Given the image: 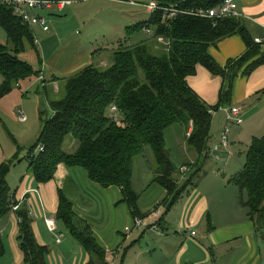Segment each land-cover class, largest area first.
<instances>
[{"label":"trees","instance_id":"1","mask_svg":"<svg viewBox=\"0 0 264 264\" xmlns=\"http://www.w3.org/2000/svg\"><path fill=\"white\" fill-rule=\"evenodd\" d=\"M131 1H154L160 6L181 11L212 9L224 2ZM0 28L10 44V48L0 44V100L21 82L38 80L51 113L49 118L43 119L45 111L39 112L40 132L27 148L25 174L35 186H42L53 181L60 165L66 169H80L90 182L101 188L119 189L120 203L127 207L132 218L139 219L149 214L144 216L138 209L140 195L132 186L134 161L148 148L155 166L151 183L165 193L164 200L154 210L164 207L167 214L188 187L193 186V180L211 152L208 147L212 123L210 112L215 113L220 106L230 103L233 82L243 67V74L247 76L264 65V54L249 38L239 19L228 18L216 23L190 15L165 19L162 12H155L149 14L145 22L125 29L126 38L136 34L143 37L133 46H126L125 38L104 70L99 69L100 62L95 63L97 65L92 63L71 77L44 79L43 63L32 30L10 8L1 5ZM147 29L153 33L151 36L144 33ZM233 35L242 38L246 52L220 67L210 56L209 48ZM159 38L164 42L159 43ZM27 48L34 52L39 70L21 58ZM198 66L221 80L218 102L213 107L202 102L187 84V79L195 75ZM54 83L57 84L56 91ZM60 92L63 94L61 98L53 97ZM111 107L116 113L110 112ZM175 124L187 127L186 135L188 132L190 135L186 136V146L196 154L193 163L188 162L176 169L164 153V133ZM20 151L17 147L11 160L0 164V223L10 215L15 216L22 263L45 264L47 247L36 241L32 213L24 203L25 195L29 193L18 199L19 186L12 192L7 182L12 162L17 161ZM182 168L185 172H181ZM21 181L22 178L19 183ZM229 183L238 189L240 203L247 211L257 238L264 243V135L251 140L242 170L231 177ZM243 194L246 195L245 201L242 200ZM54 218L72 239L80 243L88 255V264H108L105 250L97 244L87 223L75 215L72 204L60 190H57ZM162 221L163 214L156 225L160 227ZM4 254L0 231V259Z\"/></svg>","mask_w":264,"mask_h":264},{"label":"rangeland","instance_id":"2","mask_svg":"<svg viewBox=\"0 0 264 264\" xmlns=\"http://www.w3.org/2000/svg\"><path fill=\"white\" fill-rule=\"evenodd\" d=\"M41 15L47 21L49 27L48 34L53 35V33H55L56 37L61 40V46L65 44V40L73 42L81 40L84 43V49H88L91 52V56L94 57V64H99V62L103 61L108 65L111 64L112 54L120 48L119 45L124 43L127 37L125 29L138 23L145 22L149 18V14L142 7H134L123 1L108 0H73V4L66 7V9L61 12L52 9L44 11ZM142 37V34L130 36L126 38L124 44L126 46H133L138 40L142 39ZM34 41L41 60L45 62V54H43L42 51V40L37 39L36 42L34 39ZM0 44L10 48L6 34L1 28ZM21 58L28 62L33 69H40L36 63L34 52L31 49L27 48L25 54L22 55ZM105 68L106 67H99V69L103 70ZM46 78H49L47 73ZM1 84L2 77L0 76V85ZM58 85L61 87L62 84L59 83ZM19 86L20 87H15L9 95L0 100V164L11 160V157L17 153V147L21 149L17 154V161L12 162L7 176V182L12 192L18 186L20 178L26 173L27 162L25 158L27 148L35 142L40 132L41 121L39 112L45 111L46 115L42 116L43 119L51 116L47 107V99L44 98L39 89L40 81L33 79L25 83L21 82ZM62 96L63 94L60 92L53 97L61 98ZM19 113L27 118L25 123L18 122L17 116ZM217 116V121L212 120L211 123L209 145L212 151L209 152L201 170L193 180V186L188 187L182 200L173 206L167 214H165L164 207L159 208V211L163 214V221L160 227L145 228V232L140 236L137 235L140 234L137 231L129 232L128 236L131 237V239H128L119 250L118 264L123 260V256L125 257L126 253H128L129 258H142V264H169L172 260H176L177 251L181 249L182 246L188 244L193 247L189 240H184L181 236V234L185 236L187 231L183 233L180 228V224L183 220L184 223H186L185 215L186 211H188V202L186 201L193 197V195H191L192 192L197 194L199 190V194H202L207 200L209 211L213 209L233 210L232 213L237 211L239 215L241 214V218H246L245 214L247 211L240 203L241 196L239 191L235 186L229 183V180L243 168L249 146L248 143L250 144L249 138L246 137V134L239 133L237 134L239 139L233 141L231 134H234L232 132L235 125L231 123H225L219 134L220 128L218 129V125L222 120L223 114L218 113ZM224 128L228 129L227 138L229 148L221 149L219 152L220 157H215L213 155L214 147L219 144L220 136ZM186 130L187 127L184 125L175 124L165 131L168 132L166 133L165 151L169 154L172 164L177 168H179L182 163H186V159L189 158L188 153L185 152L188 148L186 146ZM172 132H174L175 136L173 139H171L170 136L169 139V134ZM231 147L233 149H231ZM64 151L68 152L66 148H64ZM192 154L195 155L194 152ZM228 154L232 156L229 159H227ZM154 167L152 155L148 148H145L143 154L134 161L132 175L133 189L140 195L138 200L139 209L146 210L155 200H159L162 197L163 190L151 183L154 177ZM81 172L83 173V171ZM112 188L113 189L108 191L111 197L117 195V189L114 187ZM195 190H197V192ZM215 193L219 197L218 201H214L212 198ZM242 200H246L245 194H243ZM158 204L159 203L156 202L155 206ZM154 207L148 209L149 212H154ZM99 210L100 209H98V211ZM105 215L106 212L104 211V216ZM52 218L54 217L52 216ZM132 225L133 222L131 220L126 227L131 228ZM56 226L57 231L51 235L39 225L40 232L42 233L40 237L44 243L42 246H46L48 251L45 256V264H88V256L80 243L72 239L67 232L63 230L61 225L56 223ZM183 227H185L184 230L187 228L186 226ZM203 228H205V225ZM1 229L2 227L0 226V230ZM190 230L198 233L191 242L195 244L194 246L199 255H205V253H207L204 249L205 245L199 240L201 235H203L198 232V230L200 231V226L190 228ZM189 234L190 232L188 235ZM53 236L55 238L61 236V241H67L72 253L68 256H63ZM34 237L37 240V234H34ZM165 237H171L172 239L166 240ZM12 238L13 237L10 236L8 238L5 235L2 236V240L5 244V254L0 259V264H18L20 256L18 249L19 241H17V237ZM129 240H131V242ZM262 250L264 251L263 244ZM129 260L130 259H128V263L130 262ZM20 264H22V260H20Z\"/></svg>","mask_w":264,"mask_h":264},{"label":"crops","instance_id":"3","mask_svg":"<svg viewBox=\"0 0 264 264\" xmlns=\"http://www.w3.org/2000/svg\"><path fill=\"white\" fill-rule=\"evenodd\" d=\"M236 4L241 15L238 18L240 23L253 42L256 39L263 41V44L257 45L260 53L264 54V0H236ZM43 12L41 13L43 14ZM31 30L36 41L37 39L42 40V51L45 54V62L42 61L44 79L46 78V73L49 79L52 77L68 78L92 65L93 57L91 56V52L88 49H84L85 46L81 40L74 42L65 40V44L61 46V40L56 37L55 33L53 35L43 33L38 27H34ZM245 52V43L239 35L223 39L216 46L209 48L210 56L220 67H224L228 61L239 58ZM99 65L104 67L107 64L101 61ZM244 68L241 69L233 82L230 103L227 106H220L213 115L212 120L218 118V113L223 114L222 120L218 125L220 134L221 129L226 123L223 110L230 107H238L241 110L243 122L241 125H235L233 128L232 133L234 134H231L233 141L239 139L237 134L241 133L246 134L249 142H251L254 137L264 135V65L257 67L247 76L243 74ZM25 82L27 81L23 83ZM187 84L207 106L213 107L217 104L218 94L221 89L220 78L213 77L203 67L198 66L195 75L187 79ZM53 86L56 87V91L57 84L54 83ZM166 133L168 132L164 133L165 143ZM170 136L173 139L175 136L174 132L169 134V139ZM208 147H211L209 143ZM231 149L233 148L231 147ZM185 152L189 155L186 163H193L196 160V154L193 155V152L188 149ZM219 152L214 151L213 155L220 157ZM231 157L230 155L227 159ZM186 163H182V165ZM81 171L76 168L66 169L60 165L56 170L53 181L42 186H35L32 179L24 174L22 181L18 184L19 187L17 186L16 197L21 199L27 192L29 193L25 195L24 203L32 213V229L34 234H37L36 241L39 245H44L40 237L42 233L40 232L39 225L48 234L52 235L57 231L55 218H52V216H55L57 209V190L62 191L72 204V210L75 215L87 223L97 244L105 250L106 262L108 264H118L119 250L128 239H131L128 236L129 234L124 232V228L128 226L131 220L133 222L134 218L130 216L127 207L123 203H120L121 194L119 189L116 188L117 195L111 197L108 191L113 189L112 187L107 189L101 188L97 184L90 182L84 172L82 173ZM32 190H36L37 192H32ZM195 191L197 192V190ZM184 194L181 195L176 204L182 200ZM197 194L192 192L191 195L193 197L186 201L188 202V211H186L185 215L186 223L183 220L180 224L183 233L187 231L185 236L181 234L182 238L189 240L193 247L188 244L182 246L177 251L176 260H172L169 264H264V251L262 250V244L264 246V243L257 238L254 226L248 219L247 212L245 214L246 218L243 219L237 211L232 213L233 210L213 209L209 211L206 198L202 194H199V190ZM164 198L165 193L163 191L162 197L159 200H155L146 210L138 208L142 215L147 216L149 214L144 218L147 224L146 229L157 227L156 223L159 218L152 217L151 214L153 212H149L148 209H152L156 202L160 203ZM212 198L214 201L219 200L216 193ZM98 209L100 210L98 211ZM104 211L106 212L105 216ZM46 219L54 221L56 228L54 232H50L45 225L44 220ZM204 225L205 228H203ZM0 226L2 227L0 230L2 236L5 235L7 238L9 236L13 238L17 237L18 230L15 216H8L0 223ZM183 226L187 228L184 230L185 227ZM198 226H200L201 231L198 230V232L203 234L199 240L205 245L204 249L208 253L204 252L205 255L203 256L199 255L194 246L195 244L191 242L198 233L193 232L190 228ZM144 232L145 229L141 230L140 234L137 235L140 236ZM189 232L195 233L193 238L188 237ZM59 237L61 240V236ZM53 238L56 240L54 236ZM165 239L172 238L165 237ZM129 241L131 242V240ZM128 259H130L129 263ZM141 259L129 258L128 253H126L120 264H142ZM18 260V264H20V260H22L21 253Z\"/></svg>","mask_w":264,"mask_h":264},{"label":"built area","instance_id":"4","mask_svg":"<svg viewBox=\"0 0 264 264\" xmlns=\"http://www.w3.org/2000/svg\"><path fill=\"white\" fill-rule=\"evenodd\" d=\"M128 4L131 6H141L143 7L146 12L149 14H153L155 12H162L163 17L165 19H171L176 17L177 15H190L202 19H208L212 22L216 23L219 20L228 19V18H240V13L237 9L236 0H224V2L212 9H196V10H189V11H181L174 7H165L160 6L154 1H150L148 3H135L131 0H127ZM73 4V0H0V5L10 8L13 11V14L18 17L24 24H26L30 29L34 27L40 28L43 33L49 32V27L47 25L46 19L41 15L42 11L52 10L55 9L58 12H61ZM146 35L151 36L153 33L151 30L147 29L144 32ZM35 42V41H34ZM37 42V41H36ZM159 43H163V38L158 39ZM255 44H263V41L260 39L254 40ZM36 44V43H35ZM42 77H40V80ZM111 113H116V109L111 107ZM225 114V122L226 124L231 123L236 126L242 124V114L241 110L238 107H230L223 110ZM210 114H215L214 112H210ZM18 121L23 123L26 121V117L19 113L18 114ZM190 132L187 133V137H189ZM228 129L224 128L221 136L220 142L218 145L214 147V151H220L221 149H228ZM230 154H228V157ZM181 172H185V169L182 168ZM158 207L154 212L151 214L152 217L159 218L161 216V212L159 211ZM45 225L49 229L50 232H54L56 230L54 221L52 219L44 220ZM147 228L146 220L134 218L133 225L131 228H124V232L129 234L131 231L141 232V230ZM151 228V227H150ZM195 233L191 232L189 234V238H193ZM60 237L56 238V242L59 243Z\"/></svg>","mask_w":264,"mask_h":264},{"label":"water","instance_id":"5","mask_svg":"<svg viewBox=\"0 0 264 264\" xmlns=\"http://www.w3.org/2000/svg\"><path fill=\"white\" fill-rule=\"evenodd\" d=\"M164 153H165V156L168 158L169 154L166 151ZM174 169H176L175 166H174ZM57 247L63 256H68L69 254L72 253V250H71L70 246L68 245V242L65 240L57 243Z\"/></svg>","mask_w":264,"mask_h":264}]
</instances>
